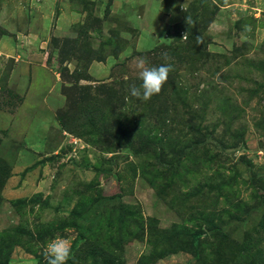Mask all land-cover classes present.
Masks as SVG:
<instances>
[{
	"label": "rangeland",
	"instance_id": "1",
	"mask_svg": "<svg viewBox=\"0 0 264 264\" xmlns=\"http://www.w3.org/2000/svg\"><path fill=\"white\" fill-rule=\"evenodd\" d=\"M140 58L173 67L147 101ZM56 237L67 264H264V0H0V264Z\"/></svg>",
	"mask_w": 264,
	"mask_h": 264
},
{
	"label": "clouds",
	"instance_id": "2",
	"mask_svg": "<svg viewBox=\"0 0 264 264\" xmlns=\"http://www.w3.org/2000/svg\"><path fill=\"white\" fill-rule=\"evenodd\" d=\"M187 23H192L191 19L187 18ZM183 38H186V34ZM197 44L203 43L201 36L196 37ZM167 59V57H165ZM139 78L142 81L139 87L133 85L130 88L132 97L147 101L154 95H158L165 83L168 80L169 73L173 70L172 65L163 64L160 66L147 67L146 61L140 58L137 63ZM44 255L47 264H67L72 255V245L68 239L56 237L47 242L44 250Z\"/></svg>",
	"mask_w": 264,
	"mask_h": 264
},
{
	"label": "trees",
	"instance_id": "3",
	"mask_svg": "<svg viewBox=\"0 0 264 264\" xmlns=\"http://www.w3.org/2000/svg\"><path fill=\"white\" fill-rule=\"evenodd\" d=\"M196 257H198L197 255H196ZM199 259V258H198Z\"/></svg>",
	"mask_w": 264,
	"mask_h": 264
}]
</instances>
